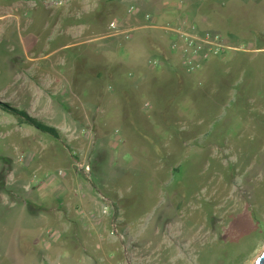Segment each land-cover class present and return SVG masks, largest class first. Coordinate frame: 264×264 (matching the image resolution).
I'll list each match as a JSON object with an SVG mask.
<instances>
[{"label":"rangeland","instance_id":"374dc122","mask_svg":"<svg viewBox=\"0 0 264 264\" xmlns=\"http://www.w3.org/2000/svg\"><path fill=\"white\" fill-rule=\"evenodd\" d=\"M227 1L225 10L246 16L225 12L196 25L247 51L187 76L160 32L108 34L111 21L133 26L129 5L136 17L156 18L185 2L67 0L57 8L0 0V264L254 263L264 250V50H254L264 47V0ZM157 56L166 57L161 68L149 70ZM174 68L179 88L168 85ZM10 108L54 126L60 138ZM69 170L77 175L68 179L89 184L91 231L53 222L62 234L55 257L46 244L53 231L41 223L13 228L9 238L11 202L32 201L42 175L61 181Z\"/></svg>","mask_w":264,"mask_h":264},{"label":"crops","instance_id":"0c3cea01","mask_svg":"<svg viewBox=\"0 0 264 264\" xmlns=\"http://www.w3.org/2000/svg\"><path fill=\"white\" fill-rule=\"evenodd\" d=\"M260 0H252V3L255 5H258ZM227 4V0H186L185 6L182 11H179L174 15L173 8L172 9H165L164 13H158L156 18L160 20L170 19L171 17L175 18L177 14H180L182 16H185V18L196 21V23H210L214 22L212 17H217L218 19L223 18V14H230V15H237V14H243L242 16H246V13L244 10H238L235 12L236 9L231 10H225L227 8L226 4L224 7H222V3ZM222 5V6H221ZM180 10V7L178 8L176 6L175 11ZM220 10V11H217ZM242 12V13H241ZM178 16V15H177ZM173 18V19H174ZM141 24V17H135L132 18V25L134 27H137ZM258 41V40H257ZM256 48H254L255 51L258 53L262 52L264 50V47L261 46V43L257 42ZM234 51V50H227L222 53L224 54V57L227 56L228 52ZM167 54L170 56V54L167 52ZM161 57V56H159ZM172 57V56H171ZM166 57H162V59H165ZM159 68H155V70H159ZM201 72V71H200ZM199 72V73H200ZM186 75V74H185ZM191 76V75H187ZM75 167V166H74ZM79 170V169H78ZM74 171H67L65 173V176L61 181L58 180V178H53V176H46L42 175L43 177H40V181L38 182L40 187L38 188L39 193H31L32 196H30V199H26V202H21L20 205L15 206L14 203L11 202V209L14 208L17 210V217L10 218V229H9V238L11 237V230L13 228L17 229L16 231L23 230L25 228H28V222L30 221H36V228H42L41 230L46 229L50 233L49 241L46 242L47 247H49V255L51 257H55V250L52 249V245H58L60 242V239L62 238V234L58 231L57 233L51 226L54 225L53 222L60 223V226H57V229L59 230L60 227L69 229L70 231H76L77 225L79 226L80 223L82 225H85L86 231H91V228L94 227V224L91 223V221L95 218V201L93 204V200L91 197H89V192L86 191L88 189L87 186L89 184H84L79 181H74L71 179H68V176L70 173ZM76 174L75 172L73 175ZM77 175V174H76ZM75 175V176H76ZM37 180V179H36ZM72 182H71V181ZM47 182V183H46ZM36 182V184H38ZM41 189V190H39ZM33 204L34 207L33 211H31L30 208H27V204ZM82 204H84L85 208L81 209ZM93 209V210H92ZM40 211V212H39ZM39 213V215H38ZM15 215V212L13 213ZM94 214V215H93ZM39 216V217H38ZM39 218L37 221L36 219ZM13 221H12V220ZM16 219V223L15 220ZM25 222V223H21ZM79 223V224H78ZM17 225V227H15ZM56 225V224H55ZM81 226V225H80ZM79 226V228H80ZM62 231V229L60 230ZM14 239V238H13ZM59 241V242H58Z\"/></svg>","mask_w":264,"mask_h":264},{"label":"built area","instance_id":"2783aa9c","mask_svg":"<svg viewBox=\"0 0 264 264\" xmlns=\"http://www.w3.org/2000/svg\"><path fill=\"white\" fill-rule=\"evenodd\" d=\"M46 2L52 7L61 8L66 4L67 0H46ZM184 2L186 0H179L181 4ZM137 12L138 10L134 5H129L126 17L135 18ZM143 28L160 32L163 35L167 43V52L170 56L177 59L178 65L186 75H193L205 69L209 61L220 57L224 51H247L244 43L231 45L217 34L200 33L196 22L180 14L174 19L160 21L148 12L143 13L141 15V24L137 27H128L123 21H111L108 25V34L111 37L130 40L133 31ZM162 64L163 59L159 56L151 57L147 61L149 70L159 68ZM142 107L143 110L148 111L150 103L145 101ZM102 199L105 203L102 212L106 213L108 209L107 201L105 198Z\"/></svg>","mask_w":264,"mask_h":264},{"label":"trees","instance_id":"16d2710c","mask_svg":"<svg viewBox=\"0 0 264 264\" xmlns=\"http://www.w3.org/2000/svg\"><path fill=\"white\" fill-rule=\"evenodd\" d=\"M237 44H239V43H237ZM223 56H224V54L221 55L220 57L223 58ZM81 62L82 61L79 60V63H81ZM154 71H157V70H154ZM171 74H172L171 75L172 78H171V81L168 82V85H175V87L178 86V88H179L180 87L179 84L181 82V79H179V78L181 76V73L174 68L173 71H171ZM171 97L173 98L172 95H171ZM10 111L15 116H17V118H19L22 123H24L28 126L34 127L35 130H37L41 133L53 136L55 139L60 138V136H61L60 132L54 126L46 124L44 122H41L38 119H36V117H32V116L28 115L25 111L18 110L17 108H10Z\"/></svg>","mask_w":264,"mask_h":264},{"label":"water","instance_id":"95a60500","mask_svg":"<svg viewBox=\"0 0 264 264\" xmlns=\"http://www.w3.org/2000/svg\"><path fill=\"white\" fill-rule=\"evenodd\" d=\"M255 264H264V251L262 252V254L259 255Z\"/></svg>","mask_w":264,"mask_h":264},{"label":"bare ground","instance_id":"6f19581e","mask_svg":"<svg viewBox=\"0 0 264 264\" xmlns=\"http://www.w3.org/2000/svg\"><path fill=\"white\" fill-rule=\"evenodd\" d=\"M263 251H264V250H262V251L260 252V254H262ZM260 254H259V255H260ZM259 255L254 259V263H253V264H255L257 258L259 257Z\"/></svg>","mask_w":264,"mask_h":264}]
</instances>
